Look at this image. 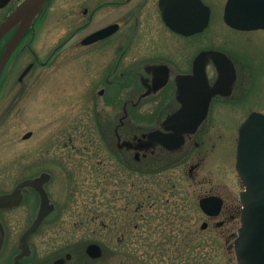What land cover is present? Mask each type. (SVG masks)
<instances>
[{
    "label": "rangeland",
    "instance_id": "rangeland-1",
    "mask_svg": "<svg viewBox=\"0 0 264 264\" xmlns=\"http://www.w3.org/2000/svg\"><path fill=\"white\" fill-rule=\"evenodd\" d=\"M203 2L211 10L203 46L213 47L217 41L221 49L239 58V68L245 65L249 68L251 76L242 72L241 77H251L252 82L247 87L243 85L248 90L245 101L218 105L221 113L210 119L216 127L215 136H219L213 140L214 147L185 148L172 155L177 158L174 164L161 161L165 157L162 154H156L154 160L134 162L120 153L117 162L104 145L108 132L103 119L108 114L113 116L114 111L102 104L103 99L94 93L95 86L87 83L85 50H78L73 60L68 57L67 47L60 56L52 57L53 49L72 29L73 22L83 21L80 11L89 7L83 0L78 1L74 17L68 0H48L42 8L43 14L40 15L41 10L39 19L27 31L35 34L24 36L25 41L20 42L22 45L10 57L0 81V192H9L23 177L22 159L27 148L35 147L37 142H44L45 148L51 147L57 133L54 115L59 114L60 118L62 156L52 192L56 211L43 229L35 230L30 236L34 253L43 256L45 264L67 253L74 255V264H237L233 241L239 204L234 223L220 228L210 224L202 230L206 219L198 201L214 187L232 194L236 200L243 190L234 168L236 131L245 120V109L264 111V49L259 46L264 32L230 30L221 22L226 0ZM13 5L11 2L7 8L0 9V22ZM107 23L108 20L102 21L78 38ZM172 40L186 60L183 67L188 68L201 39L195 36ZM4 47L3 42L0 54ZM141 48L142 57H135V62L150 60L143 54L145 48ZM33 61L50 64L35 65L18 82L21 72ZM55 62L59 64L53 65ZM245 83L248 84L244 79ZM22 84L28 85V94L22 92ZM109 104L116 108L118 103ZM154 109L151 103L141 111L147 114ZM28 132L32 136L27 141L23 136ZM70 146L75 147L72 154H68ZM197 153L205 154V158L189 176V167L197 162ZM184 156L188 160H183ZM21 198L8 205L13 207L6 216L14 238H19L27 228L28 219H23L27 209L17 205ZM139 204H143L140 209ZM39 239L44 242L40 243ZM89 244H97L103 251L102 257L92 263L84 254Z\"/></svg>",
    "mask_w": 264,
    "mask_h": 264
},
{
    "label": "flooded vegetation",
    "instance_id": "flooded-vegetation-1",
    "mask_svg": "<svg viewBox=\"0 0 264 264\" xmlns=\"http://www.w3.org/2000/svg\"><path fill=\"white\" fill-rule=\"evenodd\" d=\"M78 1L81 0H68L70 10H72L70 12L72 13L74 11L72 13L73 17L76 16ZM160 1L161 0H83L84 4L89 6L80 11L83 21L78 22L75 20L73 22L74 25H72L73 27L71 26L72 29H70L67 35L62 37L52 52V57H57L60 56L59 54L67 47L69 49L68 57L73 60L78 50H85L87 83L91 87L95 86L94 93L97 97L103 99L102 104L108 107V109L112 108L114 111L113 116L108 114L105 115L106 118L103 119L106 120L105 125L107 126L106 131L108 132L106 133L107 142H105L106 144L104 145L109 153L117 159V162H120V153L123 158L127 160L132 159L134 162L154 160L156 154H162L165 155V157L160 158L161 161L174 164L177 158H173L172 155L180 153L185 148L193 147L197 150L205 148L206 146V148L211 146L210 148L212 149L215 144L213 140H217L219 136H215L216 127L210 119L215 117L217 113H221V109L218 111V105H233L237 102L245 101L243 99L248 90L244 88L243 85L247 87L249 82H252L251 77L244 78L248 84H243L244 79L241 77L242 72L244 74L246 73L245 75L247 77L251 76L249 68L246 65L239 68V58L221 49L220 45H217V41L216 44H213V47L206 46L205 48L203 46L207 41L204 33L211 22V10L207 5L210 11L207 26L200 32L185 36L171 30L162 21L159 7ZM200 1L205 5L203 0ZM11 2H14V5L9 9L7 14L19 3L17 0H12ZM9 5L10 4L5 8ZM44 8L45 7H43V9ZM42 14L43 10L40 15ZM104 20H108V23L78 38L83 31L98 25ZM221 22L225 27L229 28L223 21V14L221 15ZM109 27H112V32L107 37L86 45L82 43L84 39L97 31ZM229 29L233 30L231 28ZM254 31L264 32V29ZM29 33L33 36L35 31H29L25 37L28 36ZM11 35L12 34L8 35L2 40L0 45L4 42V46H6ZM195 36L197 39H201L198 41L200 44L197 43L199 50L193 58H191L189 67L184 68L183 66L186 64V60L180 55L181 52L176 50L177 46L173 45L172 38L189 39ZM25 37L21 41L22 44L25 41ZM253 46L257 45L254 44ZM259 46H262L264 49V40L262 43H259ZM141 47L145 48L143 54L149 57L150 60L144 61L143 63L135 62V57H142ZM202 52L222 53L232 63L235 79L230 84L229 94H215L212 96L208 104L205 119L194 132L183 134V141L179 148L169 150L158 144H153L151 147L146 148L147 141L144 136H147L149 133L159 131L162 134H171L169 131H164L161 128V124L167 117L176 113L181 107V103L176 98L175 79L179 75H192L194 61ZM130 55L131 58L129 59L128 56ZM204 58L205 57H202L200 58L201 60H198L199 66L202 67L203 65V72H205L204 77L196 81L199 85L200 97L205 95L204 84H206V82L208 87L212 88L218 81L219 75H221L222 85L220 90L224 91V88L227 89L230 79L228 72L219 74V67L223 66L219 59L214 61L212 59L205 60ZM205 61L206 63L204 65ZM49 64V61H33L29 63L28 65L31 66L26 76L34 69L35 65L46 67ZM52 64L57 66L59 62ZM71 64L73 65L74 62L72 61ZM25 77H23L22 80L18 78L17 81L21 83ZM21 90L23 93L28 94V85H23ZM235 94L236 98L234 99ZM109 102L118 103L117 107L114 108V104L111 105ZM151 103L154 104L155 109L147 114H142L141 108L147 104L151 105ZM247 103L252 104L249 101H247ZM199 105L204 107L203 103L198 104V106ZM244 111L247 113L246 117L251 113L264 114L263 110L253 108L245 109ZM193 114L197 113L193 111ZM54 116L57 133L51 144L52 148H45L44 142H37L35 147L27 148L23 152L22 159L24 169L23 177L9 192H0V197H3L11 194L19 183L25 181L32 182L23 188L21 192L22 198L19 204H17L18 206L23 205L25 209H27V214L24 215L23 219H28V222L25 224L27 228L19 238H14L12 236L10 224L6 221L7 213L13 206H8L9 204H7L0 207V264H45L43 256H37V254L34 253L35 249L30 242V236L38 230L43 229L53 212L56 211L52 192L53 188L56 186L55 181H57L58 178L59 163L62 156V144L59 137V114ZM142 118H144V120H142ZM142 123L148 125L152 124L153 127L145 128V126L143 127V125H141ZM28 133H30L29 137L25 138L27 141L31 139L32 136L31 132ZM26 134H24V136ZM211 139L212 143L210 141ZM88 145H91V143ZM66 146L67 144L64 143V148H66ZM68 150L70 151L68 154H72L75 152V147L70 146ZM201 155L202 154L197 153L195 157L197 158V162L190 165L188 171L189 176L192 175V172L200 166L201 161L205 158V154L203 156ZM183 160H188L187 156H184ZM122 165L124 166V164ZM206 193L207 194L200 199L213 197L221 200V206L217 215L209 216L201 211L206 219L204 222L206 228L210 224H213L216 228H220L234 223L236 220V213L238 212V204L239 215L241 209L238 198L236 200L232 197V194L228 192L222 193L217 191L215 187L210 188ZM44 197L46 198V203L43 200ZM139 205L140 207L138 209H140L143 204ZM41 208L44 209L45 216L36 227V231L31 233L26 240L23 241V235L32 226ZM48 227L51 228L53 226ZM39 240L40 243L44 242L43 239ZM143 241L146 242V240ZM85 250L84 254L86 256ZM102 254L98 259L102 257ZM33 255H36L37 258H33ZM86 257L90 263L98 260L92 259L88 255ZM73 258L74 255L70 253L64 256L58 255L57 258L49 264H74Z\"/></svg>",
    "mask_w": 264,
    "mask_h": 264
},
{
    "label": "water",
    "instance_id": "water-1",
    "mask_svg": "<svg viewBox=\"0 0 264 264\" xmlns=\"http://www.w3.org/2000/svg\"><path fill=\"white\" fill-rule=\"evenodd\" d=\"M11 0H0V9L9 4ZM48 0H22L14 10L0 22V41L14 30L0 55V78L11 55L19 43L33 27L34 20ZM162 21L171 30L182 34L192 35L202 31L208 24L209 9L199 0H161L159 3ZM224 22L231 28L240 31L264 29V0H227L224 12ZM112 27L102 29L83 40V44H90L110 35ZM219 59L222 63L219 74L230 75L227 89L221 91L222 76L216 84L209 88L204 84L205 95L200 97L199 85L196 81L203 78L205 72L199 66L198 60ZM201 60V59H200ZM206 61L204 62L205 65ZM27 66L20 74L19 80L28 73ZM222 68V69H221ZM222 71V72H221ZM224 76V75H223ZM235 74L232 63L222 53L202 52L194 61L192 75H179L175 79L176 98L181 103L180 109L167 117L161 124L164 131L171 134H162L159 131L151 132L146 137V148L158 144L169 150L179 148L183 141L184 133L194 132L204 120L210 99L215 94L228 95L230 84L234 81ZM204 104L201 107L198 104ZM193 111L197 114H193ZM236 148V172L243 184L244 190L238 194L241 203L240 226L235 233L233 254L237 264H264V115L252 113L241 124L238 131ZM30 133L24 136L29 137ZM32 182L19 183L14 191L0 197V207L11 204L21 196L23 188ZM43 200L46 203V198ZM221 206L219 198H203L199 207L206 215H217ZM44 209L41 208L32 226L23 235V241L36 230L43 217ZM206 224L201 225L204 230ZM85 253L92 259H98L101 248L97 244H89Z\"/></svg>",
    "mask_w": 264,
    "mask_h": 264
},
{
    "label": "bare ground",
    "instance_id": "bare-ground-1",
    "mask_svg": "<svg viewBox=\"0 0 264 264\" xmlns=\"http://www.w3.org/2000/svg\"><path fill=\"white\" fill-rule=\"evenodd\" d=\"M222 14H223V10H222Z\"/></svg>",
    "mask_w": 264,
    "mask_h": 264
},
{
    "label": "trees",
    "instance_id": "trees-1",
    "mask_svg": "<svg viewBox=\"0 0 264 264\" xmlns=\"http://www.w3.org/2000/svg\"><path fill=\"white\" fill-rule=\"evenodd\" d=\"M181 223V222H180ZM182 224V223H181Z\"/></svg>",
    "mask_w": 264,
    "mask_h": 264
}]
</instances>
